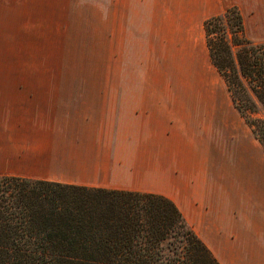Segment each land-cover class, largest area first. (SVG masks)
<instances>
[{
  "label": "crops",
  "instance_id": "obj_1",
  "mask_svg": "<svg viewBox=\"0 0 264 264\" xmlns=\"http://www.w3.org/2000/svg\"><path fill=\"white\" fill-rule=\"evenodd\" d=\"M248 1L264 25V0H107L103 24L128 42L193 43L231 6L246 28ZM79 86L0 81V176L161 194L220 264H264L263 154L246 134L177 133L135 88L106 84L94 99Z\"/></svg>",
  "mask_w": 264,
  "mask_h": 264
},
{
  "label": "trees",
  "instance_id": "obj_2",
  "mask_svg": "<svg viewBox=\"0 0 264 264\" xmlns=\"http://www.w3.org/2000/svg\"><path fill=\"white\" fill-rule=\"evenodd\" d=\"M211 63L264 148V42L241 9L204 22ZM0 264H220L168 197L0 176Z\"/></svg>",
  "mask_w": 264,
  "mask_h": 264
},
{
  "label": "rangeland",
  "instance_id": "obj_3",
  "mask_svg": "<svg viewBox=\"0 0 264 264\" xmlns=\"http://www.w3.org/2000/svg\"><path fill=\"white\" fill-rule=\"evenodd\" d=\"M105 4L107 0H0V81L77 84L97 88L91 91L94 99L106 84L135 88L143 105L149 100L159 125L170 118L177 133L246 134L264 163V150L234 108L205 39H119L124 35L117 26L103 24ZM245 4L247 35L264 42V25L254 21L258 10L250 1Z\"/></svg>",
  "mask_w": 264,
  "mask_h": 264
}]
</instances>
